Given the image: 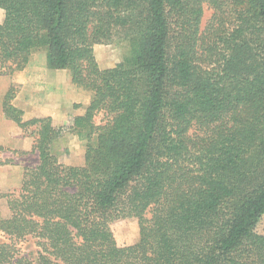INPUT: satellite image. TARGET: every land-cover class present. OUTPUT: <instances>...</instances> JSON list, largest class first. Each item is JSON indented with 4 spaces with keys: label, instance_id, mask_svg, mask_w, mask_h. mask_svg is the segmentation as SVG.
<instances>
[{
    "label": "trees",
    "instance_id": "1",
    "mask_svg": "<svg viewBox=\"0 0 264 264\" xmlns=\"http://www.w3.org/2000/svg\"><path fill=\"white\" fill-rule=\"evenodd\" d=\"M0 9V76L44 50L48 69L92 94L65 127L23 121L15 87L5 93L4 117L34 136L38 164L0 195L10 212L0 215V264H27L14 260L27 236L39 264H264L254 232L264 216V0H0ZM117 34L128 53L100 69L93 47ZM65 132L85 142L82 166L53 154ZM126 218L139 238L121 247L109 222Z\"/></svg>",
    "mask_w": 264,
    "mask_h": 264
},
{
    "label": "crops",
    "instance_id": "2",
    "mask_svg": "<svg viewBox=\"0 0 264 264\" xmlns=\"http://www.w3.org/2000/svg\"><path fill=\"white\" fill-rule=\"evenodd\" d=\"M64 72L66 70H50L46 67L44 50L39 61L34 52L23 70L12 75L0 76V97L3 98L10 86L16 83L18 84L16 95L11 101V105L22 112L23 121L44 116L50 117L57 126L69 125L71 122H69V117L71 115L73 118L80 116L89 105L91 96L87 98L82 94V90L71 83L70 75L63 77ZM66 139L80 140L78 137L71 138L68 133H64L57 141ZM33 145L34 137L32 139L28 131H23L15 123L7 120L1 107L0 147L3 149V153L0 159L11 160L8 166L0 165V174L5 177L2 189L10 186L16 188L22 182L23 169L26 168H24L26 166L24 155L32 151ZM82 155L84 156V152ZM82 165L83 162L79 166ZM20 171H22L21 175L18 174Z\"/></svg>",
    "mask_w": 264,
    "mask_h": 264
},
{
    "label": "rangeland",
    "instance_id": "3",
    "mask_svg": "<svg viewBox=\"0 0 264 264\" xmlns=\"http://www.w3.org/2000/svg\"><path fill=\"white\" fill-rule=\"evenodd\" d=\"M210 10L205 11V15L203 18V25H207L208 20L210 19ZM4 12L0 9V21L3 20ZM118 37H121L120 34L116 35V38L110 43L105 45H96L93 47V53L95 60L100 69H108L112 68L115 65L121 63L125 56L128 53V43L122 40H117ZM42 51H36L37 60H41ZM69 77V72L66 71L63 73V77ZM17 85L14 83L12 85L17 90ZM11 87V86H10ZM82 90V89H80ZM82 94L92 97L91 92L82 90ZM3 98L0 97V110H1V103ZM69 122L72 121V115L69 117ZM97 124H101L104 121V115L98 114L95 118ZM71 123V122H70ZM62 126V125H61ZM66 125L65 127H67ZM71 138H76L77 136L70 132H65V134ZM32 136V135H31ZM74 136V137H73ZM34 136H32L33 139ZM68 138V137H67ZM53 154L58 158V162L64 166H79L80 164H84V156L82 153L85 151V142L82 140L72 141L66 139L65 141H56L55 144L52 146ZM3 151H0V156ZM26 166L25 169L20 171L18 174L21 173L25 174L26 170L29 168H34L38 164V159L36 153L33 151H29L27 154L24 155ZM1 161L8 162L6 166L10 165V161L7 158L0 159ZM3 166V165H2ZM5 166V165H4ZM5 177L0 174V195H8L12 193L14 190H17L21 187V183L15 188H3L1 186L2 182L4 181ZM0 215L2 218H7L10 215V212L7 207V200L6 198H0ZM109 228L115 238V241L118 246L126 247L135 244L139 238V226L137 219L134 218H126V219H118L112 222H109ZM254 232L258 235L264 236V216H262L258 223L254 228ZM6 236L0 233V242H7ZM36 238L32 236H27L26 238L22 239L21 241L15 242V259L24 258L28 262L27 264H39L38 258L40 255V248L37 245Z\"/></svg>",
    "mask_w": 264,
    "mask_h": 264
}]
</instances>
